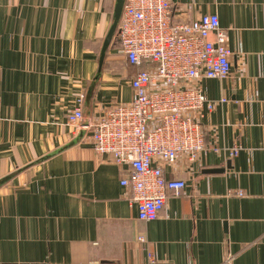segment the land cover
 <instances>
[{"label":"crops","instance_id":"crops-1","mask_svg":"<svg viewBox=\"0 0 264 264\" xmlns=\"http://www.w3.org/2000/svg\"><path fill=\"white\" fill-rule=\"evenodd\" d=\"M116 2L0 0V180L16 173L0 187V264H152L149 252L153 264H264V0H171L176 22L217 14L234 55L227 78L197 82L215 104L205 141L221 151L157 161L187 186L152 221L121 185L129 166L87 131L54 154L81 129L68 120L79 100L89 119L132 100L136 69L110 62L115 37L99 73Z\"/></svg>","mask_w":264,"mask_h":264},{"label":"built area","instance_id":"built-area-1","mask_svg":"<svg viewBox=\"0 0 264 264\" xmlns=\"http://www.w3.org/2000/svg\"><path fill=\"white\" fill-rule=\"evenodd\" d=\"M172 14L171 0H125L117 33L126 62L136 69L130 81L132 100L113 102L89 119L87 128L97 153L129 166L121 185L145 221L157 219L169 194H180L187 186L183 179L168 178L157 161L176 167L221 151L205 141L201 118L215 104L197 82L227 78L234 55L217 14L191 22L173 21ZM82 102L68 118L78 129L85 118ZM240 151V145L234 146L230 157ZM139 242L147 241L141 236ZM149 261L156 262L151 252Z\"/></svg>","mask_w":264,"mask_h":264},{"label":"water","instance_id":"water-1","mask_svg":"<svg viewBox=\"0 0 264 264\" xmlns=\"http://www.w3.org/2000/svg\"><path fill=\"white\" fill-rule=\"evenodd\" d=\"M124 3H125V0H117V2H116L115 11H114V21H113V24H112V26H111V28L109 30V33H108L105 41L103 43L104 47H102V50H101L99 73L101 72L102 65H103L104 60L106 58V54H107V51L109 49V46L111 45V43L113 41V38L115 37V35H116L117 31H118V26H119V23H120V20H121V17H122ZM88 124H89V118H84L82 120V127H81L80 131L78 132V135L76 136V138L72 142H70L69 144H67L64 147L60 148L59 150L55 151L54 154L58 153V152H61V151L65 150V149H67L68 147L76 144L78 141L82 140V138L84 137V135H85V133L87 131ZM54 154L52 153V154H49L48 156H45L44 158L41 159V161H43L45 159H48L51 156H54ZM229 165H230V162H228V166ZM212 171L213 172H223L224 169H216V170H212ZM15 174L16 173L8 175V176H5L4 178H2L0 180V187H1V185L3 183L11 180L15 176Z\"/></svg>","mask_w":264,"mask_h":264},{"label":"rangeland","instance_id":"rangeland-1","mask_svg":"<svg viewBox=\"0 0 264 264\" xmlns=\"http://www.w3.org/2000/svg\"><path fill=\"white\" fill-rule=\"evenodd\" d=\"M114 47L116 48V54L114 58H110V62H114L116 64H122L125 63V54L122 50L121 44H120V40H119V36L118 33L115 36V40H114ZM113 63H111L112 65Z\"/></svg>","mask_w":264,"mask_h":264}]
</instances>
